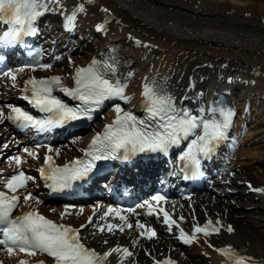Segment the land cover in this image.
Returning <instances> with one entry per match:
<instances>
[{
	"label": "bare ground",
	"instance_id": "obj_1",
	"mask_svg": "<svg viewBox=\"0 0 264 264\" xmlns=\"http://www.w3.org/2000/svg\"><path fill=\"white\" fill-rule=\"evenodd\" d=\"M81 3L84 5V11L77 13V18L83 13L84 15L78 19L77 29L72 37L74 39L83 37L81 40L83 43L73 46V50L76 51L74 55L64 57L62 54H56L61 60L60 66L45 69L43 72H58L67 78L66 71L69 67L85 63L90 56H96L101 49L114 41L119 45L117 65L126 81L124 95L130 99V103L127 104L129 106L140 105L143 102L141 90L149 81L162 86L175 98L174 103L182 109L185 108L179 105L180 97H200L199 89L204 90L207 80L214 85L216 81H220L215 90L223 88L222 83L225 87L221 90L228 91L238 84L242 85L244 95L238 113L241 115L236 121L239 127L235 129L239 130L248 125V133L239 138L238 146L233 149L227 160L228 168H239L240 178L259 189L264 188V171L262 166L260 167L264 166V0H92L91 3L88 0H60L61 6L49 5L54 10L48 11L52 19L48 18V22L43 23L44 33L59 38V30L55 27L57 14L61 11L68 12V9L71 11ZM104 8L107 11H104ZM97 25H103L100 30L103 32L95 31ZM97 34H103L100 45L95 44ZM96 46L98 49L95 51ZM13 74L19 76L22 71L18 70ZM130 75L135 79L128 81L126 77ZM201 83L202 87L199 86ZM11 89L5 81L0 85V90L4 92L3 96L7 98L12 93ZM6 101L12 102L8 99ZM206 103L207 100L202 102V106L206 107L204 111L208 109ZM236 107L232 105L231 110L235 111ZM107 115L111 116L113 112L107 111ZM106 120L108 121L109 117ZM97 124V121L93 122L91 129ZM6 127L7 124L0 125V139L3 138V141L7 139L4 138ZM87 140L86 136L78 135L72 137L71 141L51 146V151L58 159H68L69 153H75L76 146L84 145ZM25 148L35 152L30 146L19 148L17 146L18 156L27 167L32 168L35 159L23 152ZM8 150L7 147L2 151L6 154ZM36 156L38 157V154ZM2 161L0 167L3 166L5 170L16 164L15 159L10 165H6V158ZM1 178L5 176L0 175ZM219 179H223V182H217L218 191H208L210 196L196 194L191 199L192 208L186 200L174 205L169 204L175 214L181 212L186 216V211L192 210L199 226H204L207 220L215 222L217 219L233 227L231 232L223 227L219 232L209 236L213 248H208L198 241L201 249L188 253L183 248H177L175 240L164 231H160L156 238L150 239L147 243L143 238L136 236L132 238L135 234L134 229L124 228L123 231L114 233L93 234L90 225L83 229V232H86L85 239L90 245L99 243L102 247L107 245L102 242L103 239H106L108 244L119 242L120 248L128 244L127 249L132 250V255L122 259L121 252H114L109 256L110 264H152L143 249V246L147 248L148 245L149 251L155 249L156 253L169 247L170 252L181 264H231L217 251V247L224 244H230L243 257H251L248 264H264V229H259L260 225H264V217L254 216V212H264V190L258 193L251 192L245 184V190L230 192L229 186L225 183L235 182L236 179H227L223 176L217 178V181ZM37 187L38 185H29L27 191L22 190V199L28 193L33 197L28 201L23 199L25 206L38 207L45 212L49 207H54L56 209L54 216L76 225L83 222L88 212L92 210L90 205H77L72 206V213L66 209L62 215L61 205H49L42 201L40 193H34ZM234 196L243 199L236 200L240 208L250 209L237 212L235 205L230 201ZM247 198L250 202L244 201ZM80 207L83 213L75 214L74 211ZM101 214L102 212L96 211L92 221ZM150 222L155 224L157 220ZM184 223L193 232L194 225L187 216ZM134 228L139 227L135 224ZM134 254L137 255L136 258H133ZM2 255L5 258L34 257L19 250H14L11 255L6 251Z\"/></svg>",
	"mask_w": 264,
	"mask_h": 264
},
{
	"label": "snow or ice",
	"instance_id": "obj_2",
	"mask_svg": "<svg viewBox=\"0 0 264 264\" xmlns=\"http://www.w3.org/2000/svg\"><path fill=\"white\" fill-rule=\"evenodd\" d=\"M88 2L91 3L92 0H88ZM50 4L61 6L60 0H0V12L12 10L11 22L14 25H20L19 28L12 27L0 35V47L14 45L21 41L24 35H34L37 30L33 26V22L45 12L54 10L49 7ZM22 8L26 10L23 13H21ZM83 11L84 5L81 3L71 10V14L65 15L66 29L71 30L75 26L77 13ZM97 27L98 30H101L103 25ZM137 43L140 42L137 41ZM113 65L114 62L110 64L94 59L87 67H77L73 76L75 84L73 88L65 87L63 78L60 76L32 77L25 81L23 91L27 94L22 98L46 115L37 118L25 109L7 105L9 112L5 115L3 110H0V118L10 120L21 128L33 127L40 131H48L84 117L92 119L93 111L98 109L104 101L113 97L128 99L124 95L126 85L114 77L106 78L104 74L114 73ZM28 67L31 68L33 65H28ZM36 67L48 69L51 65L37 63ZM5 75L9 74L6 73ZM11 78L15 81L16 76L12 74ZM57 89L66 96L80 101V103L74 106L65 103L64 100L53 94L54 90ZM141 95L144 98L145 118L138 119L131 112H125L119 105H115V119L106 124L103 130L92 138L88 149L85 151V157L73 159L62 166H57L53 163L51 156L45 155L44 165L38 171L43 179L51 181L49 187L54 189L69 187L72 181L86 177L95 167L96 161L121 158L118 155L120 153L124 154V159L128 158L127 154L166 153L171 146L180 144L182 140L190 136H194V138L190 140L184 158L189 160L198 172L199 160L196 154L207 155L218 142L226 139L233 110L228 108L209 109L212 112L218 111L222 120L208 119L203 115L194 116L187 109L178 107L174 103L175 98L153 81L143 85ZM203 111L201 109V113ZM24 152L33 158L36 157V153L27 148L24 149ZM14 159L18 166L23 163L19 156ZM33 179V177L26 175L23 170H20L12 175L3 184V187L15 193L18 189L27 188L28 181ZM19 199L14 194L8 195L6 192H0V246H7L10 255L16 249L29 255H35L38 251L53 257L55 264H105L106 259L114 252H121L122 259L132 255L127 248L121 249L120 247L112 248L103 254L97 253L81 242L79 229L70 225L57 224L36 210L24 212L13 218L12 213L18 206ZM23 199L32 200V194L28 193ZM163 199L164 197L159 195L152 197V200L157 202ZM144 203L148 206L149 214H151L154 211L152 204L149 201ZM112 211L113 209L110 208L105 216ZM129 211L133 210L129 209ZM161 211L163 210L161 209ZM164 216L165 223L169 224V230H171V225L176 222L171 220L167 212L164 213ZM119 218L124 222V226L132 227V225L127 224L126 217L120 216ZM91 219L89 217V222ZM219 224V221L215 222V225ZM124 226L109 225L107 230L112 231L114 228H119L120 231H123ZM81 227L85 226L81 225ZM137 227L143 229L145 226L137 222ZM100 230L103 231L104 229L101 228ZM227 230L233 231L231 226H228ZM219 231V227H215L212 221H208L204 226H194L191 236L180 229L179 238L184 243H191L196 238L195 234L197 233L207 236ZM140 235H147V238L151 239L155 236V232L148 228L146 232L142 231ZM217 251L222 254L226 252L227 259L231 261V264H248V261L252 259L241 256L230 245ZM20 264H27V262L21 261ZM162 264H173V262L165 260Z\"/></svg>",
	"mask_w": 264,
	"mask_h": 264
},
{
	"label": "rangeland",
	"instance_id": "obj_3",
	"mask_svg": "<svg viewBox=\"0 0 264 264\" xmlns=\"http://www.w3.org/2000/svg\"><path fill=\"white\" fill-rule=\"evenodd\" d=\"M239 85V84H238ZM241 85H239V88H241L240 87ZM243 92V90H241V91H239V93L241 94ZM240 97H236V96H233V103L235 104V105H237V106H239L240 105V99H239ZM238 116V115H237ZM2 139L3 138H1L0 139V143H1V141H2ZM262 166V167H261ZM260 167L262 168V170L264 171V166L263 165H260ZM259 167V168H260ZM228 172H230V173H232L233 175H235V176H232V178H236V179H239V182L238 183H236V184H234V183H230L234 188H237V190H240V191H242V189L244 188V181H243V179L242 178H240L239 177V174H240V169H233L232 168V170H228ZM253 179V178H252ZM238 199V197L237 196H234V197H232L231 198V204H234L235 205V210L237 211V212H239V211H243L244 209H250V207H248V206H251V205H245L246 207H248V208H240V205H237V203L238 202H235L236 200ZM243 199H238V201H242ZM244 201H248V202H250V199L249 198H247V199H244ZM243 201V202H244ZM220 211H221V209H220ZM254 216H263L264 217V212H254ZM260 228L259 229H261V230H263L264 229V225H260L259 226ZM264 231V230H263ZM264 239V238H263ZM201 247L200 246H198V247H193V248H187L188 249V251L189 252H191V251H193V250H199Z\"/></svg>",
	"mask_w": 264,
	"mask_h": 264
}]
</instances>
